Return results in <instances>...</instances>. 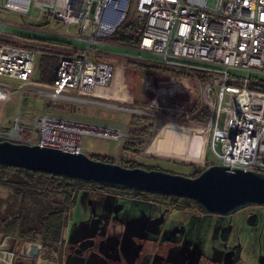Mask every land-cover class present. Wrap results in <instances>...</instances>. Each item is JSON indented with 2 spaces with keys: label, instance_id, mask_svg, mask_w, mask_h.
<instances>
[{
  "label": "built area",
  "instance_id": "built-area-1",
  "mask_svg": "<svg viewBox=\"0 0 264 264\" xmlns=\"http://www.w3.org/2000/svg\"><path fill=\"white\" fill-rule=\"evenodd\" d=\"M0 9L35 18L47 14L64 28L23 29L69 41L58 55L53 82L44 84L33 80L38 43L23 41L33 46L27 47L0 40V76L19 81L16 89L34 85L39 94L75 99L96 97L92 95L96 88L110 84L114 70L122 65L102 61L101 49L110 46V38L136 14L142 27L137 45L128 50L162 60L164 67L193 71L203 81L200 96L207 119L189 123L205 129L206 146L201 159L183 162L205 168L208 149L217 164L228 170L264 172V0H0ZM0 34L20 40L12 31ZM0 85L8 87L2 81ZM242 94L247 97L243 99ZM32 120L38 131L36 140H21L18 118L0 131V137L81 151L84 134L121 135L115 128L48 114ZM74 130L78 136L71 134ZM73 138L79 139L77 145L72 144Z\"/></svg>",
  "mask_w": 264,
  "mask_h": 264
},
{
  "label": "flooded vegetation",
  "instance_id": "flooded-vegetation-1",
  "mask_svg": "<svg viewBox=\"0 0 264 264\" xmlns=\"http://www.w3.org/2000/svg\"><path fill=\"white\" fill-rule=\"evenodd\" d=\"M87 183L60 241L5 238L0 264H264V206L213 214L186 198Z\"/></svg>",
  "mask_w": 264,
  "mask_h": 264
},
{
  "label": "rangeland",
  "instance_id": "rangeland-1",
  "mask_svg": "<svg viewBox=\"0 0 264 264\" xmlns=\"http://www.w3.org/2000/svg\"><path fill=\"white\" fill-rule=\"evenodd\" d=\"M132 3V2H131ZM135 6V5H133ZM130 21H135L137 24L140 19L136 14H131ZM3 24V25H2ZM16 27L11 30H24L23 28H35L41 25L42 27L64 28V26L56 21H51L47 14H41L39 18L30 17L29 15L18 14L13 11L0 9V29L4 25H14ZM8 27V26H5ZM43 37L44 34L34 33ZM15 40L17 45H26L23 41L33 42L34 39L21 38L19 36ZM35 42V41H34ZM110 46H105L101 51L112 50L120 51L123 48L108 42ZM113 44V45H111ZM132 53V52H131ZM133 54H135L133 52ZM149 56V55H148ZM39 57V56H38ZM37 57V62H38ZM102 61L112 64L116 62L121 65H130L132 67L147 69L148 75L147 85L157 99L162 101V104H141L132 100L130 92L123 87V70L126 66L118 67L114 70V76L106 86V88H96L92 95L82 97L80 99L69 97H52L38 93V88L34 85H25L21 89H16L20 84L19 81L1 77L0 81L8 83V87L0 85V131L9 128L15 118H18L19 124L22 126L20 130L21 140L27 141L28 138L36 140L38 136L37 127L33 123L32 118L37 115L48 114L54 117L69 119L73 121L89 123L104 127L118 129L121 133L119 137L99 136L92 134H84L80 141L81 151L87 155L100 154L106 155L108 158L119 163L125 160H135L142 164L147 169H159L172 173L190 175L194 170L198 173L203 170L193 164L183 162L184 160H199L203 157L204 149L200 146L166 142L161 152H149L150 145L157 131L167 121L178 122H198L192 119L202 106H205L200 96V88L203 81L195 78L193 71H182L179 69L164 67L161 68L144 66L137 64H129L121 58L104 54ZM36 69L33 74V80L36 79ZM165 73L178 74L174 77V82H167L160 77ZM11 86H14L11 87ZM133 86L131 87V89ZM195 90V94H194ZM183 101L188 98L192 100L191 107L188 110L176 106L178 100ZM175 101V103H174ZM196 108V109H195ZM131 109V110H129ZM196 111L193 113V111ZM144 116L151 117L150 125L152 131L141 136L144 142L139 153H125L124 145L130 140L139 141L140 138H134L132 132L134 127L131 126L132 118H141ZM224 115L221 116L219 126H223ZM163 130V129H161ZM0 140H4L0 137ZM147 157H152L149 162ZM207 165L217 164L211 152H206ZM122 165V164H121ZM80 189L77 192V197L82 194Z\"/></svg>",
  "mask_w": 264,
  "mask_h": 264
},
{
  "label": "trees",
  "instance_id": "trees-1",
  "mask_svg": "<svg viewBox=\"0 0 264 264\" xmlns=\"http://www.w3.org/2000/svg\"><path fill=\"white\" fill-rule=\"evenodd\" d=\"M142 25L130 21L114 36L111 42L121 46L124 51L137 45L139 30ZM14 36L34 39L40 48L38 62L36 63V79L34 81L44 84H51L55 77V70L58 63V55L62 48L69 43L67 39L51 37L24 30H11ZM0 40L16 44L15 39L0 34ZM27 47H33L26 44ZM142 55V54H141ZM131 64L152 66L161 68L157 63L140 62L128 60ZM147 69L126 66L123 70V87L127 89L132 100L141 104H162L158 97H155L147 85ZM178 74L165 73L160 78L167 82H174ZM133 88L131 89V87ZM261 90V89H259ZM192 100L186 98L178 100L176 106L183 110L191 107ZM175 103V101H174ZM196 109V108H195ZM196 111L194 110L193 113ZM151 117L132 118L130 124L134 138L139 141L130 140L124 145L125 153H139L144 142L141 136L152 131L150 125ZM194 121L204 122L207 119V108L201 109L192 117ZM163 129V130H161ZM190 144L205 148V129L196 128L188 122L167 121L157 131L151 141L149 152H161L166 142ZM89 157L107 162H116L106 155L90 154ZM154 159L147 157L148 162ZM123 166H139L142 164L135 160L120 162ZM198 172L194 170L189 176H195ZM88 184L63 176L48 174L44 172L30 171L0 164V242L5 238L19 241H40L45 246L60 240L62 229L65 224V215L71 209L76 196V188L79 185ZM97 185L98 183H92ZM100 184V183H99ZM125 189V188H124ZM187 202L196 204L193 200L184 199ZM198 205V204H196Z\"/></svg>",
  "mask_w": 264,
  "mask_h": 264
},
{
  "label": "water",
  "instance_id": "water-1",
  "mask_svg": "<svg viewBox=\"0 0 264 264\" xmlns=\"http://www.w3.org/2000/svg\"><path fill=\"white\" fill-rule=\"evenodd\" d=\"M0 31L9 32L5 29ZM104 52L123 59L163 64L162 60L139 54L112 50ZM206 97L209 100L207 93ZM0 164L81 182L191 199L213 214L228 215L248 205L264 206V172L228 170L214 163L197 175L189 176L139 166L126 167L94 159L81 151L0 140Z\"/></svg>",
  "mask_w": 264,
  "mask_h": 264
},
{
  "label": "bare ground",
  "instance_id": "bare-ground-1",
  "mask_svg": "<svg viewBox=\"0 0 264 264\" xmlns=\"http://www.w3.org/2000/svg\"><path fill=\"white\" fill-rule=\"evenodd\" d=\"M241 96H242L243 99H245L247 97L246 94H242ZM129 110H131V109H129ZM71 134L74 135V136L75 135L78 136L79 132H78V130H74V131L71 132ZM114 137H116V136L114 135ZM71 142H72V144L77 145L79 143V139L73 138Z\"/></svg>",
  "mask_w": 264,
  "mask_h": 264
},
{
  "label": "crops",
  "instance_id": "crops-1",
  "mask_svg": "<svg viewBox=\"0 0 264 264\" xmlns=\"http://www.w3.org/2000/svg\"><path fill=\"white\" fill-rule=\"evenodd\" d=\"M68 44H66L65 46H67ZM64 46V47H65ZM121 52H128V53H131V52H129V51H124V50H120ZM105 53V52H104ZM133 53V52H132ZM106 54V53H105ZM136 54V53H135ZM138 54V53H137ZM140 55V54H139ZM113 56V55H112ZM143 56H147V57H151V56H148V55H143ZM117 57V56H116ZM120 58V57H119ZM151 58H154V57H151ZM123 58H121V60H122ZM123 61H127L129 64H131L129 61H128V59H123ZM132 61H135V60H132ZM158 64V63H157ZM158 65H160V66H162L161 64H158ZM122 66H130V65H122ZM132 67V66H131Z\"/></svg>",
  "mask_w": 264,
  "mask_h": 264
}]
</instances>
